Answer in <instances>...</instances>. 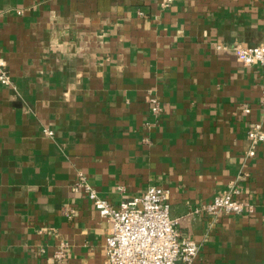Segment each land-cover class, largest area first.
I'll return each instance as SVG.
<instances>
[{
    "label": "crops",
    "instance_id": "1",
    "mask_svg": "<svg viewBox=\"0 0 264 264\" xmlns=\"http://www.w3.org/2000/svg\"><path fill=\"white\" fill-rule=\"evenodd\" d=\"M160 1L0 0V264H53L62 243L64 264L107 261L79 173L115 205L168 189L193 264H264V142L246 156L264 75L235 51L264 44V0ZM237 179L244 213L190 214Z\"/></svg>",
    "mask_w": 264,
    "mask_h": 264
},
{
    "label": "built area",
    "instance_id": "2",
    "mask_svg": "<svg viewBox=\"0 0 264 264\" xmlns=\"http://www.w3.org/2000/svg\"><path fill=\"white\" fill-rule=\"evenodd\" d=\"M171 2L172 0H161L160 6L166 8ZM235 51L243 65H261L264 75V44H237ZM0 83L12 84L7 65L1 56ZM261 100L264 108V86L261 90ZM150 101L152 114L159 116L163 111L160 101L155 96L151 97ZM245 111L249 112L250 109L246 108ZM263 126L264 113L261 120L251 125L247 131L250 147L246 156L249 158L256 155L258 146L264 142ZM44 132L49 136L54 134L48 128H44ZM143 140L148 142L149 138L145 137ZM240 177L242 179V175ZM73 188L83 190L99 215L111 224L106 237L107 261L104 264H193L198 256L200 244L193 238L182 236L179 228L180 218L171 215L169 191L165 187L151 185L142 194L117 205L100 196L82 173H79V179ZM63 208L68 216L74 211L67 204H64ZM247 208L248 200L242 184L237 179L230 183L225 191L215 195L212 201L200 205L190 214H209L217 218L223 215H240ZM66 248V244L62 243L54 251L53 264H64L67 257Z\"/></svg>",
    "mask_w": 264,
    "mask_h": 264
}]
</instances>
